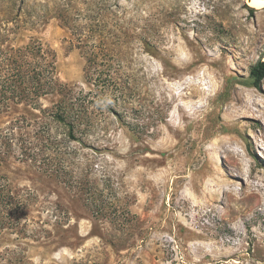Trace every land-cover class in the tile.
I'll use <instances>...</instances> for the list:
<instances>
[{
  "label": "rangeland",
  "instance_id": "obj_1",
  "mask_svg": "<svg viewBox=\"0 0 264 264\" xmlns=\"http://www.w3.org/2000/svg\"><path fill=\"white\" fill-rule=\"evenodd\" d=\"M29 36L53 49L87 110L81 141L48 110L0 114V175L27 232L1 233L0 253L264 264V78L250 77L264 61V2L0 0V37Z\"/></svg>",
  "mask_w": 264,
  "mask_h": 264
},
{
  "label": "trees",
  "instance_id": "obj_2",
  "mask_svg": "<svg viewBox=\"0 0 264 264\" xmlns=\"http://www.w3.org/2000/svg\"><path fill=\"white\" fill-rule=\"evenodd\" d=\"M93 60L99 67L104 58L94 55ZM250 77L255 86L261 83L264 78L263 60L252 65ZM81 95L82 90L78 91L58 78L55 52L40 38L29 36L26 42L15 44L0 37V114L17 111L20 105L26 111L45 113L48 110L53 120L66 127L68 138L81 141L76 132L87 110ZM45 97L52 99L50 108L42 107L41 100ZM21 118L24 119L25 115L16 119ZM7 128L13 130L12 127L4 130ZM11 134L10 138L14 139ZM23 211V203L13 194L7 179L0 175V234L9 232L19 239L25 238L27 232ZM24 260L25 255L19 246L0 253V264H21Z\"/></svg>",
  "mask_w": 264,
  "mask_h": 264
},
{
  "label": "bare ground",
  "instance_id": "obj_3",
  "mask_svg": "<svg viewBox=\"0 0 264 264\" xmlns=\"http://www.w3.org/2000/svg\"><path fill=\"white\" fill-rule=\"evenodd\" d=\"M254 2H255V3H256V2H259V3L261 2V3H262V2H264V0H254ZM260 5H261V4H260ZM262 6H263V5H262Z\"/></svg>",
  "mask_w": 264,
  "mask_h": 264
}]
</instances>
